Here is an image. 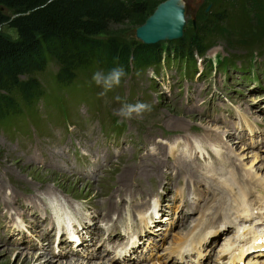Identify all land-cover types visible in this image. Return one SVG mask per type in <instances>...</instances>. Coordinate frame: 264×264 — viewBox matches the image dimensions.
<instances>
[{
    "label": "rangeland",
    "instance_id": "rangeland-1",
    "mask_svg": "<svg viewBox=\"0 0 264 264\" xmlns=\"http://www.w3.org/2000/svg\"><path fill=\"white\" fill-rule=\"evenodd\" d=\"M136 1L144 4L146 12L132 15L125 24L113 25L110 28L113 34L121 36L127 42L134 40V31L143 26L157 7L167 0ZM182 1L187 8L186 27L182 39L187 40L191 32L195 31L193 23H196L197 30L200 21H204L211 10L215 8L217 0ZM226 3L235 17L240 15L250 23V31L240 33L234 24L223 23L215 34V28L211 27L209 33L213 36L211 41L213 47L207 53L205 61H199L196 67L191 69V73L186 76L180 75L183 67H180L179 62L173 60L172 56L170 64L163 63L160 69H157L158 71L153 72V69H149L141 73L128 74L122 79L118 88L101 97L99 95L101 90L94 83H92L93 86L81 85L76 88L71 86L52 87V75L55 74L56 68L54 64H48L45 72L39 76L45 87V98L31 112H24L11 124H0V198L5 195L6 191H11L18 198L25 196L26 200L30 201L32 195L35 194L33 192L38 190V187L41 189L51 188L61 191L63 197L69 199L73 204L70 213L77 216L81 210L98 205L113 193L111 188L118 185L116 179L122 172L124 161L128 156L133 154L132 156L137 159L142 153L153 151V147L145 143L146 134L157 135V142L164 144L167 139H184L186 136H190L191 141L194 138L203 139V135L197 133L205 131L204 127L208 126L209 129L221 127L220 131L224 136V142L219 143V147H215V149L221 147L223 153L228 152L235 156L237 152H240L245 155L246 161L254 160L253 153L248 151L246 146L234 142V138H231V131L223 130L229 128L224 124L208 122L198 114L199 112H209L211 115L223 116L229 120L224 123L231 125L232 122L235 124L239 122L241 116L238 111L250 107L251 104L264 101V49L262 53L255 49L252 54L247 55L245 54L246 50L243 49L246 42L242 39L243 37L248 38V41L249 39L259 40L264 35V0H226ZM2 33L15 38L14 32L6 27L2 28ZM178 42L166 41L160 45L163 50L171 51L172 55L176 53L179 55ZM260 46L264 47V43H261ZM226 59L238 62L224 64ZM232 64L234 66H229ZM226 68L227 70H224ZM257 82L261 89L254 86ZM116 96L121 98L120 101L115 99ZM137 102L151 105V111L145 112L139 119L131 120H123L115 114L123 103L134 104ZM236 102L238 106H235ZM233 107L240 109L236 111ZM262 109V107L252 106L244 111H252V114L264 123V119L257 113L262 112ZM255 117L253 118L255 119ZM243 119L247 122L245 117ZM200 120L204 122L202 125L199 124ZM118 123L120 125H117ZM114 124L120 127L114 126ZM92 127L99 133L98 140L101 143L105 141L100 134L101 129L103 134H110L107 136V142L102 143L100 156L104 152L111 151L116 159L119 152L121 154L119 148L127 145L125 149L122 148L121 159H117L114 163L104 164L105 167L102 170L98 168L95 173L90 174L93 168V160H91L85 168V172L90 174V177L87 178L74 170L73 158L68 162V167L73 174L69 175L70 177L40 168L43 167L40 161L42 156L46 159L49 150L57 151L58 146H62L57 141L58 135L86 142L90 140L89 138L94 137V134L86 135L88 133L86 129ZM74 143L76 145V141ZM70 144L68 141L64 145L70 146ZM228 144L232 149L226 151L225 146ZM133 147H142L143 150L136 152ZM31 155L36 156L33 166L27 161V157ZM76 155L79 153L77 152ZM169 156L171 157V154ZM262 158L258 157L264 161V156ZM65 169L69 170L67 167ZM139 173V171H132L128 176L136 178L143 174ZM165 179L166 182H169L167 178ZM129 181L126 177L124 183H127V188L125 191L128 188H140V185L137 187L133 185L138 183L134 179ZM128 184H131V187H128ZM150 184L151 182L148 183L149 186ZM132 192L133 190H127L126 194ZM49 201L52 202L51 199ZM30 210H21V217L33 232L38 229L40 222H43L42 228L39 227L36 237L34 236L36 232L19 230V235L25 236L28 241L26 245H22L21 237L14 233L15 229L11 225H6L3 231V226L11 221H4L3 212L7 214L9 212L6 208L2 209L0 204V236L2 235L0 237V264H46V261H39V258H51L46 255V251L43 254L39 253L42 255L36 253L39 251L37 241L42 242L39 233L44 227L50 225L51 215H46V217L43 215L42 219L29 217L26 214H29ZM37 215L40 214L37 213ZM14 249L17 250L15 253L7 251ZM25 253L33 254L37 258L30 259L29 256H25V258L22 256ZM61 260L54 259L51 264L79 262L75 259Z\"/></svg>",
    "mask_w": 264,
    "mask_h": 264
},
{
    "label": "trees",
    "instance_id": "trees-1",
    "mask_svg": "<svg viewBox=\"0 0 264 264\" xmlns=\"http://www.w3.org/2000/svg\"><path fill=\"white\" fill-rule=\"evenodd\" d=\"M144 8L136 0H0V124H11L45 98L39 76L48 64L56 68L52 87L93 86L94 72L115 66L123 67L126 76L159 70L163 54L170 60L171 51L160 43L127 42L110 29L146 12ZM223 23L234 24L240 33L251 29L245 18L233 15L226 0H217L197 30L187 40H178L180 51L174 59L183 64L185 73L196 66V56L205 60L213 47L209 29L214 27L216 34ZM3 27L15 38L2 33ZM242 39L245 54L263 52L264 35L259 40Z\"/></svg>",
    "mask_w": 264,
    "mask_h": 264
},
{
    "label": "bare ground",
    "instance_id": "bare-ground-1",
    "mask_svg": "<svg viewBox=\"0 0 264 264\" xmlns=\"http://www.w3.org/2000/svg\"><path fill=\"white\" fill-rule=\"evenodd\" d=\"M190 73H191V71H188L186 73H180V75L186 76V74H190ZM192 96L193 95L191 94V97ZM191 97H190V99H191ZM198 114L201 117L207 119L208 122L210 121V122L218 123V121H220L219 117L211 115L209 112H199ZM245 115H247V116L252 115V111H247V110L243 111V116H245ZM199 122H200L199 123L200 125H202L204 123L201 120ZM192 124H194V123H192ZM204 129H205V131L199 132L197 134L204 133L203 135H206L207 141H210L211 146L214 149H215V147H219V145H220L219 143L224 142V138H223L224 136L222 135V131H220L221 127H214L213 129H209V127L207 126V127H204ZM223 134H224V132H223ZM157 137H158L157 135H153V134H146L144 137L146 145L153 146L152 152L143 153V154L139 155V158H137V159L134 158V156H132L133 154H131L130 156H128L126 158V160L124 161L125 164L122 167V172L118 175V177L116 179V182L118 183V185L115 188L116 193L125 192V188H127V185H126L127 183L126 184L124 183L126 177H127L128 181L131 179H134V181H137L138 183L133 184V185L136 187L140 185L139 191H140V193H143V192H147V190H146L147 189V185H146L147 181L151 180L153 177H158L160 179V182H161L165 178H173L176 175L188 174L192 170L197 171V169L194 168V165L196 164V158H197L196 151L199 150V153H200L202 151L203 147L206 148V144H203V143L201 144L200 142H202V141H200V142L195 141L194 147H190V145L188 144L187 141L191 137L186 136V137H184V139L186 141L168 140L166 145H165L163 143H158L156 140ZM89 139L90 140H88L86 142H83L81 140V147H84L87 149H92V144L94 143V141L96 139H95V137H92ZM125 146H127V145L122 146V148L125 149ZM133 148H134V150H136V152L143 150L142 147H140V148L133 147ZM220 148L217 150L215 149V152L217 155H220V152L223 153ZM225 148L228 150L232 149L229 146V144L226 145ZM244 148H243V150H244ZM102 150H103V148H102ZM168 150H169V152H168ZM193 151H195V153H193ZM48 153L49 154H48V157L46 159L42 156V160H40V161H41V165L43 167H40V168L48 170V171H52V172H59L64 176L70 177L71 176L70 171L69 170L67 171L65 169L66 168V162L70 156V149L66 148V147H62L61 149L58 148L57 151L49 150ZM178 153H180V154H178ZM114 154H115V152H114ZM119 154H120V152H119ZM169 154H171L172 156L170 157ZM228 154L230 155L229 158H234V159L238 160L240 162V164L245 167V170H246V175L243 176L242 178H240L239 180L232 181L231 185H236L239 182H242L243 180H245L247 178H250L251 181H253L254 183H256L258 185H261V186L264 185V161L262 160L263 156L261 157L262 159H258V157H255V158H253L254 160H251L249 162V161L245 160V158H246L245 155H242L240 152H237L236 156L232 155L231 153H228ZM35 159H36L35 155H31V156L27 157V161L32 166H33L34 162L36 161ZM115 164H117V163H115ZM64 166H65V168H64ZM132 171H139L140 173H143V174L140 175L139 177L131 178L128 176V174H130ZM48 176H50V175H48ZM51 177H52V175H51ZM185 180H187V179H185ZM190 181H193V180H190ZM201 181H202L201 179H196V182L195 181L194 182L195 183H201ZM128 187H131V184H128ZM37 189L38 190L33 192L35 194L32 195L30 201L26 200L25 196H21L18 198L11 191L10 192L6 191L5 195L0 198V204H1L2 209L6 208L7 211L9 212L8 213L9 215L6 212H3V219H4V221H7V220L11 221V223H7L3 226V231H4V227L6 225H11L12 228L17 229L16 231H14V233H16L18 236H20L19 231H18L19 228L22 229L23 227H25L27 229V232H29L28 230H31L33 232L32 228L29 227V225L27 223H25L24 218L21 217V212H22L21 210H24V209H26V210L32 209V210H30L29 214H26L29 217H36V218L39 217L40 219H42L43 215L45 217H46V215H49V214L53 216V213L55 211H57L56 212L57 222H61V220L64 219L65 216H63V215L59 216L58 214L59 213L64 214V210L62 208L65 206V204H66V202H68V200L65 197H63V194L60 193L61 191L53 190L51 188L50 189H48V188L41 189L38 187ZM43 191H45V192H43ZM50 198L53 200L54 206L49 204L48 200ZM75 210L78 211V209H75ZM37 213H39L40 215H37ZM248 215H249V211L247 210L243 214V216L246 217ZM9 217H10V219H9ZM41 223L42 222H40V225H41ZM22 224H24V226ZM40 225H39V227H40ZM39 227H38V229H39ZM38 229L34 230V232H33V233L36 232L34 235L35 237H36V234L38 232ZM2 234H3V232H2ZM20 237L22 239L20 241V243L22 245H26L27 244V238L25 236H20ZM42 249H40L41 250L40 252L42 254L47 252V249H45V248H44V250H42ZM7 251H9L11 253L12 252L15 253L17 250L14 249V250H7ZM36 253H38V252H36ZM42 254H37V255H42ZM22 256L23 257L29 256L28 258H30V259H36L37 258V256L34 257L33 254H28V253H25ZM54 259L57 260V258L55 257L52 259L51 258L50 259L49 258H46V259L45 258H39V261L43 260V261H46V264H51V262H53ZM60 260H61V258H59L58 261H60ZM71 260H74V259H71ZM61 261H64V260L62 259ZM61 264H79V262H75V261L74 262L72 261V263L63 262ZM80 264H82V263H80ZM102 264H104V263H102Z\"/></svg>",
    "mask_w": 264,
    "mask_h": 264
},
{
    "label": "water",
    "instance_id": "water-1",
    "mask_svg": "<svg viewBox=\"0 0 264 264\" xmlns=\"http://www.w3.org/2000/svg\"><path fill=\"white\" fill-rule=\"evenodd\" d=\"M186 5L182 0L161 3L146 23L134 31V40L144 45H157L166 41H178L184 37ZM196 31V23H193Z\"/></svg>",
    "mask_w": 264,
    "mask_h": 264
},
{
    "label": "clouds",
    "instance_id": "clouds-1",
    "mask_svg": "<svg viewBox=\"0 0 264 264\" xmlns=\"http://www.w3.org/2000/svg\"><path fill=\"white\" fill-rule=\"evenodd\" d=\"M125 76V69L121 66H115L107 70L101 69L94 72L92 75V82L101 90L99 95L103 97L118 88ZM115 99L120 101L121 98L116 96ZM150 111L151 105L144 102H137L134 104L123 103L115 114L123 120H131L133 118L139 119L145 112Z\"/></svg>",
    "mask_w": 264,
    "mask_h": 264
}]
</instances>
